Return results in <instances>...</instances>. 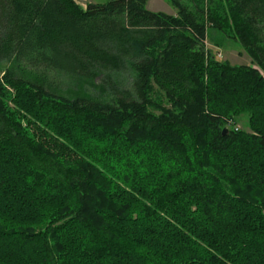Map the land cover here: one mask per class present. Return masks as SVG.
<instances>
[{
    "label": "trees",
    "instance_id": "trees-1",
    "mask_svg": "<svg viewBox=\"0 0 264 264\" xmlns=\"http://www.w3.org/2000/svg\"><path fill=\"white\" fill-rule=\"evenodd\" d=\"M168 1L0 0V264H264V0Z\"/></svg>",
    "mask_w": 264,
    "mask_h": 264
},
{
    "label": "rangeland",
    "instance_id": "rangeland-1",
    "mask_svg": "<svg viewBox=\"0 0 264 264\" xmlns=\"http://www.w3.org/2000/svg\"><path fill=\"white\" fill-rule=\"evenodd\" d=\"M88 1L92 0H86L84 3H87ZM103 1L104 0H95V2ZM146 9L154 13H164L167 15L176 14V9L168 0H148ZM205 46L206 49L211 51L220 61H227L231 65H249L251 63L249 56L244 52L238 43L223 38L216 31L208 30ZM162 103L165 106H168L165 101H162ZM153 111L156 112L155 110ZM246 121L247 117L245 115L237 118L235 128H237V130L246 129Z\"/></svg>",
    "mask_w": 264,
    "mask_h": 264
},
{
    "label": "built area",
    "instance_id": "built-area-1",
    "mask_svg": "<svg viewBox=\"0 0 264 264\" xmlns=\"http://www.w3.org/2000/svg\"><path fill=\"white\" fill-rule=\"evenodd\" d=\"M75 2H77L78 4L84 5V2H82V0H74ZM235 130H237V128H235Z\"/></svg>",
    "mask_w": 264,
    "mask_h": 264
},
{
    "label": "water",
    "instance_id": "water-1",
    "mask_svg": "<svg viewBox=\"0 0 264 264\" xmlns=\"http://www.w3.org/2000/svg\"><path fill=\"white\" fill-rule=\"evenodd\" d=\"M228 134V130L225 128V129H223V131H222V135L224 136V135H227Z\"/></svg>",
    "mask_w": 264,
    "mask_h": 264
},
{
    "label": "crops",
    "instance_id": "crops-1",
    "mask_svg": "<svg viewBox=\"0 0 264 264\" xmlns=\"http://www.w3.org/2000/svg\"><path fill=\"white\" fill-rule=\"evenodd\" d=\"M83 2L86 1V0H82ZM87 3H95V0H92V1H88Z\"/></svg>",
    "mask_w": 264,
    "mask_h": 264
}]
</instances>
